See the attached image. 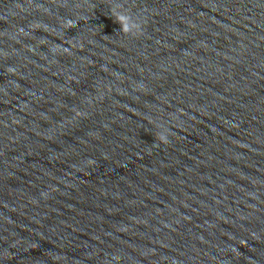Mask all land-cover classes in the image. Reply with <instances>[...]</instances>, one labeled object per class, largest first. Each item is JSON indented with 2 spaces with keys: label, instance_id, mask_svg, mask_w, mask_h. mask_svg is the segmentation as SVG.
Returning <instances> with one entry per match:
<instances>
[{
  "label": "water",
  "instance_id": "water-1",
  "mask_svg": "<svg viewBox=\"0 0 264 264\" xmlns=\"http://www.w3.org/2000/svg\"><path fill=\"white\" fill-rule=\"evenodd\" d=\"M0 264H264V0H0Z\"/></svg>",
  "mask_w": 264,
  "mask_h": 264
},
{
  "label": "clouds",
  "instance_id": "clouds-1",
  "mask_svg": "<svg viewBox=\"0 0 264 264\" xmlns=\"http://www.w3.org/2000/svg\"><path fill=\"white\" fill-rule=\"evenodd\" d=\"M115 21L120 25V31H122L125 35H139L141 29V23L134 19L127 12H116L115 13ZM156 138L162 143H168L167 138V129L160 131L157 133ZM119 257H116V260L119 261Z\"/></svg>",
  "mask_w": 264,
  "mask_h": 264
}]
</instances>
